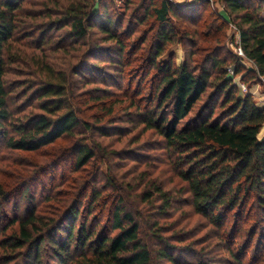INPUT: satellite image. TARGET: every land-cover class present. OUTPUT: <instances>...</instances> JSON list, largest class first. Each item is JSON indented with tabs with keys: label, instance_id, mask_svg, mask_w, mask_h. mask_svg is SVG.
I'll return each instance as SVG.
<instances>
[{
	"label": "trees",
	"instance_id": "trees-1",
	"mask_svg": "<svg viewBox=\"0 0 264 264\" xmlns=\"http://www.w3.org/2000/svg\"><path fill=\"white\" fill-rule=\"evenodd\" d=\"M202 1L222 3L230 20L213 13L212 19L208 17L200 24L196 21V45L204 43L198 48L204 52L196 59V66L185 62L175 67L173 58H163L166 46L180 39L171 17L180 19L181 14L172 0H127L132 10L126 29L107 0H0V139L7 149L35 152L60 138L74 136L80 124L92 130L94 125L82 117L80 104L95 90L104 95L92 98L94 103H103L112 92L109 88L86 87L97 82L117 86L128 80L132 70L146 63L147 75L154 71L152 75H159L160 80L142 109V104L130 100L136 116H130L129 122L137 118L146 130L162 137L166 148L182 153V167L176 168L186 182L182 190L191 194L196 212L218 229V238L231 254L228 264H264V258L257 260L264 246V136L259 137L264 126V106L258 105L251 94H239L228 72L230 66L236 74L241 72L237 60L242 57L219 56L226 26L232 19L239 33L237 45L254 63L258 74L264 76L262 6L253 4L255 0ZM27 4L41 9L29 10ZM39 16L44 20L36 22ZM132 21L149 23L147 31H153L150 49L134 59L132 56L141 50L148 34L137 46L130 43L128 39L135 31L131 30ZM64 28L72 45H78L73 49L82 52L78 61L80 53L71 54L75 63L68 67V75L47 62L45 51L52 41L51 32ZM34 33L35 51L30 52L27 39ZM62 48L65 47L59 46ZM233 56L238 59L230 62ZM17 64L32 66L38 73L40 82L32 94L42 113L23 114L19 106V115L15 114L8 75ZM195 106L196 114L191 116ZM106 107L107 115H112L115 105ZM105 118L106 115L100 121ZM98 130L103 131V126ZM95 156L90 147L82 145L77 152V167ZM25 183L21 185V197L26 200L24 212H20L21 204H16L13 217L0 230V264H20V259L26 264H45L46 256L53 258L54 264H153V250L141 236L142 225L125 208L123 198L114 208L112 224L99 225L98 216L90 218L99 198L96 193L88 196L86 192L41 215L35 194ZM152 185L155 192L145 191L144 201H151L157 193L163 201L158 212L166 213L172 206L171 193L155 182ZM12 187L0 180V220L8 219L7 204L18 192ZM81 197L87 202L83 204ZM253 215L257 219L251 222ZM245 225H249L247 231ZM10 228L13 230L7 233ZM151 230L158 241L155 253L159 260L170 264L217 262L201 252H196V261L183 260L185 251L193 254L191 247L173 245L158 221ZM242 236L244 243L238 244ZM252 246V260L244 263Z\"/></svg>",
	"mask_w": 264,
	"mask_h": 264
},
{
	"label": "rangeland",
	"instance_id": "rangeland-1",
	"mask_svg": "<svg viewBox=\"0 0 264 264\" xmlns=\"http://www.w3.org/2000/svg\"><path fill=\"white\" fill-rule=\"evenodd\" d=\"M107 1H109L115 16L123 21V29H126L132 7H127V0ZM260 1L255 0L253 4L261 3L260 15L264 17V2ZM173 2L181 14L180 19L171 17L179 30L177 38L180 39H176L177 41L166 46V53L163 58L165 60L173 58L175 67H179L185 62L191 66H196V59L204 52L198 49L204 43L199 42V45H196V41L199 40L194 34L196 21L200 24L208 17L212 19L210 17L213 13L220 14L226 20H230V18L224 10V5L219 2L211 1L208 4L201 2V0H173ZM26 7L34 11L41 9L37 5L30 4H27ZM140 12L143 14V11ZM43 20V16H39L36 22ZM149 26V23L139 25L136 21L131 22V30L135 29V31L128 39L130 43L137 46L142 37L148 34L147 41L141 46V50L132 56V59L138 58L140 53L150 49L153 31L148 33L147 30L151 28ZM235 28V23L231 19V23L228 22L225 29L224 47L219 52V56L236 54L235 47L239 40V33ZM68 36L66 28L53 30L50 37L52 41L49 47L45 48L47 62L56 71L65 75H68V67L75 63L71 54L80 53V51L73 49H77L78 45H72ZM35 38L36 33H34V37L27 39L30 41L31 48L28 49L30 52L35 51L33 49L35 46L32 43L33 40L37 41ZM59 46L65 48L59 49ZM149 54L151 52H148ZM40 55L41 52L39 51L38 56ZM81 55L82 52L78 55L77 61ZM235 59L238 58L233 56L230 57L229 61ZM91 60L98 63L94 58ZM237 61L241 72L236 74L235 71L231 75L238 85L237 92L242 95L251 94L258 105L264 106V85L259 78L256 66L245 58H239ZM102 63L106 64L104 61ZM141 66L144 67L132 70L126 78L128 80L117 86H110L108 82V84L97 82L86 87L109 88L112 92V94H107L108 99L105 98L103 103H94L92 98L104 95L95 90L86 96V101L83 104H80L83 109L82 117L94 125L92 130H86L85 126L80 124L74 136L60 138L54 143L42 146L35 152L7 149L4 147V141L0 139V180L3 183L11 184L12 188H16L18 191L12 201L7 204L8 219L4 215L5 218L0 220V230L13 217L16 204H21L20 212H24L26 200L21 197V185L26 182L25 184H29L35 194L37 211L41 215H47L49 210H53L58 204H67L71 200L75 201L86 192L88 196L91 193H96L99 198L90 218L93 215L98 216L101 220L99 225L105 223L110 226L112 224L114 208L119 199L123 198L125 208L131 211L142 225L141 236L153 250V264H170L156 257L155 251L158 248V241L151 234V229L156 221L163 226L162 233L169 238L173 245L180 248L189 246L191 250H194L193 254L185 251L186 253L182 256L183 260L196 261V252H201L205 253L207 257L210 256L217 260L215 264H228L231 254L224 249L222 239L218 238V229L207 218L196 212L191 201V194L187 189L182 190L186 186V182L178 176L180 171L176 169L182 167L179 164L183 157L182 153L166 148L162 137L153 130H146L145 125L139 123L137 118H135L134 123L129 122L130 116H136V108L130 105V100L142 104V109L148 102L147 99L153 96L151 93L160 80L159 75L157 77L152 75L154 71L147 75L148 65L146 63ZM140 69L142 70L140 71ZM34 70L35 68L32 66L17 64L14 65V69L8 75V84L13 90L11 94L12 104L17 116L19 114L16 113V110L19 106L24 110L22 111L23 114L42 113L32 94L40 82L38 73H35ZM110 82L114 84L113 79ZM111 105H115V111L112 115H107L104 108ZM194 114H196V106L191 116ZM104 115L106 118L100 121ZM98 126H103V131H99ZM263 136L264 126L259 134V137L262 138ZM82 145L90 147L96 156L90 159L86 165L77 167V152ZM153 182L171 193L172 206L165 210L166 213L158 212L162 210L163 201L157 193L153 195L151 201H144L143 193L145 191L155 192ZM47 196H51V198ZM82 201L84 204L87 199ZM256 219V215L251 216V222ZM17 227L15 224V228ZM244 229L247 231L249 225H245ZM12 230L11 228L8 229L7 233ZM244 240L245 238L242 236L237 243H244ZM253 249L252 246L250 256L248 254V258L243 259L244 263H249V260H252L250 258L253 255ZM257 258V260L264 258V246ZM21 260H19L20 264H26ZM44 262L45 264L55 263L54 259L48 256L44 258Z\"/></svg>",
	"mask_w": 264,
	"mask_h": 264
},
{
	"label": "built area",
	"instance_id": "built-area-1",
	"mask_svg": "<svg viewBox=\"0 0 264 264\" xmlns=\"http://www.w3.org/2000/svg\"><path fill=\"white\" fill-rule=\"evenodd\" d=\"M235 29L237 30V28H235ZM235 53L238 56L247 59L246 56H245V53H244V51H243V49H242V47L240 45H236V47H235ZM247 60H249V59H247ZM249 61H251V60H249ZM228 72H229L230 75L234 74L235 73V68L233 66H230L228 68ZM259 78H260V80L262 81V83L264 85V76H262V75L259 74Z\"/></svg>",
	"mask_w": 264,
	"mask_h": 264
}]
</instances>
